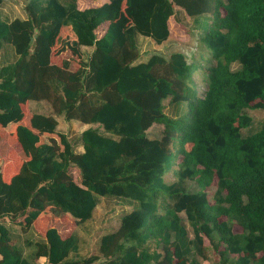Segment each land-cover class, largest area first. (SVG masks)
I'll return each mask as SVG.
<instances>
[{"label": "trees", "instance_id": "obj_1", "mask_svg": "<svg viewBox=\"0 0 264 264\" xmlns=\"http://www.w3.org/2000/svg\"><path fill=\"white\" fill-rule=\"evenodd\" d=\"M96 2L29 0L26 18L11 21L0 11V57L8 46L16 55L0 58V137L27 156L11 149L0 169V220L25 217L44 233L27 258L0 224V264H203L208 248L217 264H264V127L241 134L253 121L246 110L264 109V0ZM178 10L199 30L197 51L140 61L137 37L162 45L181 34L169 23L181 22ZM66 49L81 57L75 71L54 64ZM61 118L88 127L73 142ZM156 124L161 136L150 137ZM106 197L134 208L98 255L77 257L78 236L47 219L80 225Z\"/></svg>", "mask_w": 264, "mask_h": 264}, {"label": "rangeland", "instance_id": "obj_2", "mask_svg": "<svg viewBox=\"0 0 264 264\" xmlns=\"http://www.w3.org/2000/svg\"><path fill=\"white\" fill-rule=\"evenodd\" d=\"M29 0H5V2L0 6V11L2 12L5 19L11 21L15 18H26V5ZM93 4H98L96 0H79L80 8H86ZM178 14L181 17V22L178 21L175 17L170 19L176 27V31L181 32L176 33L171 30L170 39L162 45H157L151 39L138 36L137 41L141 52L140 61H145L152 53H161L164 56H169L170 53L175 51H183L188 56L192 54V51H197V33L199 30L194 26L193 19L188 17L184 12H179ZM105 27V26H104ZM104 29V28H103ZM97 34L102 35V31L100 29L97 30ZM4 50V49H3ZM2 50L1 54V62H3L4 52ZM89 48L84 50V53L90 52ZM6 52L9 56H15L13 48L7 47ZM190 54V55H189ZM56 55V54H55ZM54 56V55H53ZM55 57V56H54ZM56 59L54 64L61 65L63 61H68L70 63V70L75 71L81 64V57L77 56L71 49H66L62 53L56 55ZM14 59L9 62H13ZM237 67V65H234ZM204 87V86H203ZM166 109L165 112L169 116H176L177 110L174 109L173 106L169 105V102L166 101ZM30 108L34 112L49 113L52 109L49 103L46 101H31ZM247 114L250 115L253 119L251 126L242 129V136H249L253 133L257 132L259 129L264 127V109H249L246 110ZM88 125L81 123L80 121H71L66 122L63 118L60 119L59 122V131L64 132L68 135V137L75 142V139L79 136L82 130L87 128ZM163 130L162 125H154L149 129L148 134L150 137H160ZM6 136L0 137V160H2V165L0 169L4 167V164L10 160L9 151L11 149H16L18 152V157L22 160H25L27 156L23 152L22 148L17 145L15 139L13 137H9L10 140L5 138ZM81 151L82 148L80 145L76 148ZM17 166V165H16ZM70 174L74 178V181L80 185V180L78 178L77 168L71 167ZM167 178L169 180H174L172 174H168ZM189 191L198 190V186L193 181H189L187 184ZM217 189V178L214 179L213 183L207 188V193L209 199L213 201V197L215 195ZM134 208V205L129 204L128 202L122 201L120 199L114 197H106L101 198L100 202L95 209L93 216L87 221L80 225H76L75 222L62 221V219H47V226L57 227L63 236H67L70 233L74 232L80 242V252L77 257L82 256H90V255H98L100 244L102 238L110 233L115 232L120 224L121 218L124 214L129 213ZM185 218V215L182 214ZM0 224L5 225L9 228L12 233L13 239L17 244L24 246V252L26 255H30L32 252V247H28L26 241H36L42 240L44 238L43 229L36 230L32 225H26L25 217L18 219L17 221L0 220ZM188 229L190 236L193 237L192 229L188 224ZM206 245H209L208 241H206ZM209 258L208 260H203L199 258L203 264H217L218 256L211 249L208 248ZM75 255H72V258H75Z\"/></svg>", "mask_w": 264, "mask_h": 264}, {"label": "crops", "instance_id": "obj_3", "mask_svg": "<svg viewBox=\"0 0 264 264\" xmlns=\"http://www.w3.org/2000/svg\"><path fill=\"white\" fill-rule=\"evenodd\" d=\"M86 48H88V47H84V46H83V47L81 48V50L84 51ZM3 52H4V55H3L4 58H3V62H1V63H3V64H7V63H9L10 60H12V59L15 60V56H13V55H12V56H9L8 53H7L6 51H3ZM36 241H37V240H36ZM29 242H30V240H27V241H26L27 244H28ZM32 242H35V241H32ZM17 245H18L20 248H22V251H23L24 256L27 257V258H29L32 252H31L30 255L28 256V255H26L25 252H24L25 247H24V246H21L20 244H17ZM27 246L29 247L30 244H28ZM30 247H32V249H33V246H30ZM32 251H33V250H32ZM46 261H47V258H46V257H41V258L38 260V262H39L40 264H43V263H45Z\"/></svg>", "mask_w": 264, "mask_h": 264}]
</instances>
